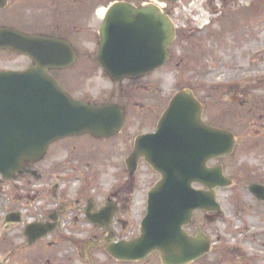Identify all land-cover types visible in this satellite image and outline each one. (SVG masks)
I'll use <instances>...</instances> for the list:
<instances>
[{
    "label": "rangeland",
    "instance_id": "obj_1",
    "mask_svg": "<svg viewBox=\"0 0 264 264\" xmlns=\"http://www.w3.org/2000/svg\"><path fill=\"white\" fill-rule=\"evenodd\" d=\"M143 1L158 5L155 0ZM191 1L175 0L173 15L169 14L176 30L170 59L142 82L123 84L117 94L94 64L89 75L83 76L80 68L74 71L79 86V90L73 89L74 96L85 95L86 90L88 98L97 103L118 100L125 112L124 127L105 142L82 136L51 146L32 169L37 176L0 181V217L14 211L24 213L19 224L5 227L0 222V244L5 245L0 247L1 260L10 254L5 264H129L106 257L96 239L101 235L76 211L64 214L60 235H49L33 246L26 244L23 225L48 223L55 204L74 207L81 190L89 197L93 194L98 206L104 205L109 190L124 185L122 215L116 217L123 225L114 226L116 235L109 242L136 237L146 214L147 193L159 178L139 167L134 186L122 184L127 180L123 160L134 138L154 133L171 98L185 90L200 104L206 123L224 128L235 139L233 152L222 160L221 167L231 184L215 191L219 213L206 219L201 212L194 213L188 230L195 235L201 228L212 243L210 252L192 264H264V202L255 200L247 190L250 184L264 188V0ZM201 2L202 9L197 10ZM23 14L14 9L0 12V20L21 25L33 17ZM98 17H103V10L98 11ZM98 29L95 24L91 33L83 35L86 39L81 38L82 32L77 33L78 38L94 42ZM23 62L0 52V69L18 68ZM59 144L70 148L58 150ZM89 145L106 149L88 151ZM86 164L97 166L93 171ZM147 260V264H160L157 254Z\"/></svg>",
    "mask_w": 264,
    "mask_h": 264
},
{
    "label": "water",
    "instance_id": "obj_2",
    "mask_svg": "<svg viewBox=\"0 0 264 264\" xmlns=\"http://www.w3.org/2000/svg\"><path fill=\"white\" fill-rule=\"evenodd\" d=\"M5 6L6 1L0 0V8ZM174 37L168 14L155 5L135 8L116 3L107 9L99 28L96 62L115 82L138 78L165 64ZM3 49L26 55L35 63L25 72H0V175L4 180L13 178L22 169V162L42 159L47 147L61 138L91 134L104 139L121 130L124 111L120 106L77 101L42 68L74 60L66 42L0 28ZM201 115L192 93L179 92L171 98L155 133L135 139L126 160L130 173L135 171L137 158L144 156L161 178L148 193L139 236L106 246L114 259L139 261L157 252L162 264H189L209 252L210 242L200 231L191 237L183 227L190 224L195 210H219L214 189L231 182L220 167L208 168L206 164L230 155L235 139L230 132L204 123ZM193 183L207 191L194 190ZM248 191L264 201L262 186L250 185ZM92 209L89 205L85 211L87 221L97 225L98 219H103L109 223L112 212L107 207L94 214ZM5 222H20L19 214H9ZM53 228L49 223L27 225V244L45 237ZM5 263L6 259H0V264Z\"/></svg>",
    "mask_w": 264,
    "mask_h": 264
},
{
    "label": "flooded vegetation",
    "instance_id": "obj_3",
    "mask_svg": "<svg viewBox=\"0 0 264 264\" xmlns=\"http://www.w3.org/2000/svg\"><path fill=\"white\" fill-rule=\"evenodd\" d=\"M5 1H6V6L3 8H0V12L3 13L5 11H10L14 9V11H20V12L24 11V14H28L33 17L26 20L25 24H21L23 26H21L20 24L17 25L16 23H13V22L7 23L6 20L3 23L0 20L1 22L0 28H11L19 32H22L26 35L47 37V38L62 40L66 42L74 52V60L70 62L69 64H64V65L49 64L47 66H43L42 68L58 84V86L63 91L67 92L71 97H73L74 99L83 101V102H90L93 104H102V103H97L95 100L89 99L86 94V90L84 91L85 95L80 94V97H75L74 96L75 93H72V91L73 89L79 90L78 88L79 86H77L76 84L77 82L76 80L78 76H76L74 73L76 69L80 68V72H83V76L89 75L92 72L91 65L94 64L95 65L94 68L97 67V69L101 72V74L104 75L103 71L100 69V67L96 64V61H95L96 50H97L98 43H99V36L96 37L94 42L91 39H88V41L86 42L85 41L82 42L81 39L78 38L79 34L77 33L82 32L81 38L83 39L85 38L83 35H87L86 32L91 33L89 29L93 25L97 24L98 27H100L103 17H98V11L103 10V14H104L106 9H108V7H110L113 4L120 3V2L129 3L136 8H139L143 5L148 4L147 2H144L143 0H5ZM174 2L175 0H171L167 5V10L170 15L171 14L173 15L172 10L174 7L173 6ZM70 34H71V38L69 37ZM93 45L95 46L93 47ZM1 51L2 52L5 51L6 53H9V55L11 56L15 55L16 57H20L21 59L24 60L23 62L24 64H21L18 68L0 69V72L20 73V72H25L26 70L33 68L35 66L34 61L26 55L17 54L11 51L10 49H3V50H0V52ZM169 59H170V50H169ZM160 70L161 68L156 70L155 72L160 71ZM147 77L148 75L142 78H138V79H125V80H122L120 83H113L109 79L108 80L112 83V85L115 86V91L117 94H119L120 91L122 90L123 84L140 83L143 80L147 79ZM120 96H122V94ZM117 101L118 100H115L114 102L117 103ZM107 103H113V102L111 100V101H108ZM119 105L121 106V104ZM155 129H156V126H155ZM83 136L91 137L90 135H83ZM78 137H82V136L67 137V138H63V139H60L54 142L48 147L46 154L51 149L50 148L51 146L55 147L54 145L58 143H62L64 141L75 139ZM93 139L95 141H102V142L110 140V139L98 140L95 138ZM97 146L89 145V147L91 148L88 149V151H99V149L103 151L104 149H106V147L102 145H100L99 147ZM63 148L69 149L70 147L68 144H59L58 150H61ZM131 150L129 151V154ZM44 157L42 159H44ZM223 159H225V157L219 158V159H213L207 163V166L208 167H214V166L222 167ZM125 160L126 159L123 160V164L127 172V180L125 181V183L123 181L122 184L129 185L130 183V186H134V183H132L136 181L134 174L138 171L139 167H144V168L146 167L147 170L152 171L159 178V174L156 173V171L153 169L151 164L145 159L144 156H140L139 158H137L136 168L133 174H131L128 171ZM40 161L42 160H39L38 162H27V161L22 162V169H21L22 173L26 172L27 170L30 171L34 169V166L38 165ZM73 161H76V160H73ZM88 166H91V168L94 171L95 170L94 167H96L97 165L86 164V167ZM35 175L37 176V174ZM20 176L25 177V176H28V174H21ZM192 186L197 189H202V187L198 184H193ZM113 188L114 187H112L109 190L110 191L109 193L107 191L108 194L106 193L107 195L104 198L105 203L104 205H101V206L97 205L93 194H91L89 197L88 195H86L87 193H84L83 190L80 191L81 199L85 198L84 199L85 204L83 205L80 204L81 199H78V198L74 200V203H73L74 207L71 206L67 208L64 203H61V202L56 203L55 204L56 207L54 208L52 215H49L48 220L46 221V222H52L55 225V228L53 231H51L47 235V237L49 235H55V236L60 235L62 228L64 227L63 216L66 212L76 211V213H81V215H83L84 217V220L86 221L85 211L89 207V205L92 206V208L96 211H99L100 209L107 207V209H109V211L112 212V216L109 219V223L105 222L103 219L102 220L99 219L98 220L99 224L97 225L90 224V225L92 228L98 231L99 235H101L99 238H96V239L100 242V244H102V249H103L105 256L108 257L113 262H119V261L114 260L112 257H110V255L105 250L109 241L113 240V237L116 235V233L114 232L115 231L114 226L117 225L119 228L121 224L123 225V222L121 221V219H117L116 217L122 215L121 214L122 205H120V202L123 201V197H124V185H122L121 187L117 185L115 186L114 190ZM130 191L131 190H129V193H132V191L131 192ZM199 212L203 214V217L205 219L210 216H213L211 215L212 212L195 211L194 213L196 214ZM193 217H194V214H193ZM77 218H78V215H76L73 220L75 221L77 220ZM192 225H193V218H192L191 223L185 228V231L187 233H189L188 230L192 227ZM200 230L201 228H198L197 232ZM47 237L45 238L47 239ZM40 241H42V239L38 240L35 244H32L31 246L38 244ZM52 243H46V245L52 246ZM12 250L11 252H14ZM147 261H148L147 259H144L141 261L126 262V263H129V264H144L145 263L147 264L150 262V261L148 262Z\"/></svg>",
    "mask_w": 264,
    "mask_h": 264
},
{
    "label": "bare ground",
    "instance_id": "obj_4",
    "mask_svg": "<svg viewBox=\"0 0 264 264\" xmlns=\"http://www.w3.org/2000/svg\"><path fill=\"white\" fill-rule=\"evenodd\" d=\"M160 7L163 8L164 7V4L162 3Z\"/></svg>",
    "mask_w": 264,
    "mask_h": 264
},
{
    "label": "trees",
    "instance_id": "obj_5",
    "mask_svg": "<svg viewBox=\"0 0 264 264\" xmlns=\"http://www.w3.org/2000/svg\"><path fill=\"white\" fill-rule=\"evenodd\" d=\"M7 244H8V242L6 243V245H7ZM1 246H5V245H3V244H0V247H1Z\"/></svg>",
    "mask_w": 264,
    "mask_h": 264
}]
</instances>
